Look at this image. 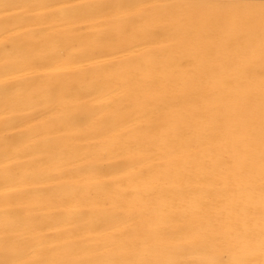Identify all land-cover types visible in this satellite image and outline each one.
<instances>
[{
    "label": "bare ground",
    "instance_id": "1",
    "mask_svg": "<svg viewBox=\"0 0 264 264\" xmlns=\"http://www.w3.org/2000/svg\"><path fill=\"white\" fill-rule=\"evenodd\" d=\"M0 264H264V0H0Z\"/></svg>",
    "mask_w": 264,
    "mask_h": 264
}]
</instances>
